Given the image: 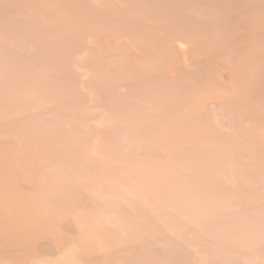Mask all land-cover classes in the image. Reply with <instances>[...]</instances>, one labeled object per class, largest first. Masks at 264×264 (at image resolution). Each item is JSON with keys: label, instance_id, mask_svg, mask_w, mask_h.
Here are the masks:
<instances>
[{"label": "rangeland", "instance_id": "374dc122", "mask_svg": "<svg viewBox=\"0 0 264 264\" xmlns=\"http://www.w3.org/2000/svg\"><path fill=\"white\" fill-rule=\"evenodd\" d=\"M48 1L0 0V264H264V0Z\"/></svg>", "mask_w": 264, "mask_h": 264}, {"label": "bare ground", "instance_id": "6f19581e", "mask_svg": "<svg viewBox=\"0 0 264 264\" xmlns=\"http://www.w3.org/2000/svg\"><path fill=\"white\" fill-rule=\"evenodd\" d=\"M48 1V0H47ZM157 2H160L161 0H156ZM44 2V1H43ZM49 3H50V0L48 1ZM53 2V1H52ZM48 3V4H49ZM73 3V2H72ZM72 3H68L67 5H66V7L64 8V10L61 12V11H59L60 13V15H57V16H54V17H62V15H64V16H66V13L67 12H69V14H71L72 13V10H74V4H72ZM43 5V7H45L46 5L48 6V4H47V2L46 3H42ZM44 4H46L45 6H44ZM51 7H52V9H53V5H50ZM47 8V7H46ZM172 8H173V6H172ZM172 8H171V10H172ZM161 11H163L162 9H161ZM167 11V10H166ZM68 15V14H67ZM63 31V33H65L64 32V30H62ZM61 31V32H62ZM68 31V30H67ZM70 32V31H69ZM63 33H61V34H63ZM71 33V32H70ZM57 35H59V33L57 34ZM57 37H58V39H57ZM56 38H53V40H57V41H64V42H67V40L62 36V35H59V36H57ZM78 39V38H77ZM103 39V38H102ZM109 39V38H108ZM104 40H107V39H104ZM89 42V41H88ZM70 42H67V45H72V44H69ZM178 44V43H177ZM104 45V44H103ZM171 45H173V44H171ZM105 46V45H104ZM183 46V45H182ZM179 47H181V46H179ZM178 48V47H177ZM183 48V47H182ZM181 49V48H180ZM180 49H179V51H180ZM182 50V49H181ZM51 52H52V54H54V53H57V52H55L53 49L51 50ZM182 54H183V52L182 51H180ZM63 62H65V61H63ZM56 63H59V65H60V67H61V64H63V63H61V62H56ZM58 65V66H59ZM60 75H62V80L63 81H65V75H64V73H60ZM174 75V74H173ZM225 79V78H224ZM58 81V80H57ZM59 83L57 84L58 86H62L63 85V83H61L60 81H58ZM63 96H61L60 98H57V99H61ZM64 98V97H63ZM61 104V103H60ZM90 156H91V154H90ZM95 158H97V157H95ZM93 160V159H92Z\"/></svg>", "mask_w": 264, "mask_h": 264}]
</instances>
